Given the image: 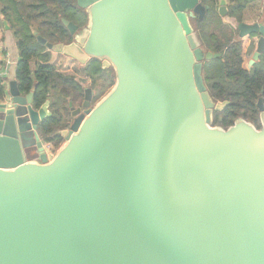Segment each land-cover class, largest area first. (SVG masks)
I'll list each match as a JSON object with an SVG mask.
<instances>
[{
  "label": "water",
  "instance_id": "1",
  "mask_svg": "<svg viewBox=\"0 0 264 264\" xmlns=\"http://www.w3.org/2000/svg\"><path fill=\"white\" fill-rule=\"evenodd\" d=\"M227 5L219 1L221 17ZM76 6L88 24L79 31L63 20L73 43L33 35L50 51L113 68L116 86L95 107L85 90L65 144L51 152L38 132L50 101L36 109V86L23 95L9 83L0 98V264H264V106L261 129L212 125L226 104L210 97L203 68L221 54L204 51L192 26L209 7ZM238 30L261 37L251 67L264 23Z\"/></svg>",
  "mask_w": 264,
  "mask_h": 264
},
{
  "label": "trees",
  "instance_id": "2",
  "mask_svg": "<svg viewBox=\"0 0 264 264\" xmlns=\"http://www.w3.org/2000/svg\"><path fill=\"white\" fill-rule=\"evenodd\" d=\"M201 1L209 10L202 20L199 17L192 20V26L206 51L221 54L204 64V82L212 100L226 104L222 111H214L213 123L227 129L238 120H245L261 129L258 104L262 101L264 106V53L250 70L246 69L242 42L236 41L237 29L222 22L217 0ZM256 1L259 0H228V16L240 22L244 11ZM0 4L19 50L18 88L28 95L36 86L33 98L36 109L50 101L52 117L41 123L38 132L45 143L58 148L64 141L61 131L70 126V102L73 106L80 105L86 88L94 92L93 102L99 101L114 84V76L98 60H92L76 74L61 72L50 63L48 49L33 35L37 31L52 44L71 43L72 36L63 20L80 28L88 24V15L76 6V0H0ZM33 61L37 63L35 68ZM5 89L0 79V98Z\"/></svg>",
  "mask_w": 264,
  "mask_h": 264
},
{
  "label": "crops",
  "instance_id": "3",
  "mask_svg": "<svg viewBox=\"0 0 264 264\" xmlns=\"http://www.w3.org/2000/svg\"><path fill=\"white\" fill-rule=\"evenodd\" d=\"M219 1L218 3V10H219ZM228 2V0H226ZM228 9V5H227ZM4 21L8 23L9 29H6L4 25ZM222 22L225 25H229L232 28L237 29L238 26L242 23L247 25H253L255 23H264V0L256 1L255 3L251 4L243 13L242 19L238 22L237 19L227 17H222ZM194 29V27H193ZM195 30V29H194ZM260 38L259 36L256 37H240V34L236 36V41L242 42V49H243V59H244V67H250L252 61L255 60V55L259 52L260 49ZM0 48L2 51V62L0 64V79L3 80V83L6 87L5 95L9 94V83L16 81V70L17 65L20 60L19 50L17 47L16 38L14 36V32L12 30L11 25L5 19L2 13V5L0 4ZM50 53V63L59 66L60 70L64 73H72L75 69H80L86 65V63H80L79 61L75 60L73 57L65 54V53H58L53 52L50 50H46ZM72 63V64H71ZM36 62H32V66L35 68ZM75 65V66H74ZM65 68V70H64ZM56 148V147H55ZM57 149V148H56Z\"/></svg>",
  "mask_w": 264,
  "mask_h": 264
},
{
  "label": "flooded vegetation",
  "instance_id": "4",
  "mask_svg": "<svg viewBox=\"0 0 264 264\" xmlns=\"http://www.w3.org/2000/svg\"><path fill=\"white\" fill-rule=\"evenodd\" d=\"M85 13H86V11H85ZM87 26V25H86ZM86 26L85 27H82V28H80L79 26V31H82V30H84L85 28H86ZM238 35L240 34L239 33V30H238V33H237ZM256 36H259V35H252V36H248V37H256ZM260 37V36H259ZM75 41V37L74 36H72V42L71 43H73ZM71 43H69V44H71ZM69 44H64V45H69ZM202 49L204 50V51H206L205 49H204V47L202 46ZM264 53V51L261 53V55L259 56V58H258V60H256L255 62H254V64H252V66L249 68H246V69H248V70H250L258 61H259V59H260V57L262 56V54ZM92 60H89L88 62H86V65L88 64V63H90ZM59 69V68H58ZM60 70V69H59ZM104 70H111V68H106V69H104ZM61 71V70H60ZM78 71V69H75L72 73H75L76 74V72ZM61 72H63V71H61ZM71 73V72H70ZM86 89H88V88H86ZM85 89V90H86ZM85 92H84V99H83V101H82V103L80 104V105H76V106H74V110L72 111L71 109H70V117H69V121H70V126L67 128V129H64V130H71V128H72V126L74 125V123H75V121L79 118L78 116L77 117H73L72 116V113H75L76 112V109H78L79 107H82V104L84 103V101H85ZM94 96V95H93ZM71 103V102H70ZM92 103H93V97H92ZM64 130H62L61 131V136H62V138H63V140L65 139V137H63V135H62V132L64 131Z\"/></svg>",
  "mask_w": 264,
  "mask_h": 264
},
{
  "label": "rangeland",
  "instance_id": "5",
  "mask_svg": "<svg viewBox=\"0 0 264 264\" xmlns=\"http://www.w3.org/2000/svg\"><path fill=\"white\" fill-rule=\"evenodd\" d=\"M225 18V17H224ZM226 26H228V27H230L229 25H226ZM195 31V30H194ZM196 32V31H195ZM197 34V33H196ZM72 64V63H71ZM75 66V65H74ZM57 67V66H56ZM57 68H59L60 69V67L58 66ZM64 70H65V68H64ZM111 73H112V75L114 76V84L111 86V87H109L107 90H106V92L104 93V95H103V97L99 100V101H94L93 103H92V106L93 107H95L103 98H105L113 89H114V87L116 86V82H117V76H116V72H115V70L113 69V68H111ZM68 74H75V73H68ZM212 125L213 126H215V127H221V126H219V125H214V123H212ZM68 131V130H67ZM62 144H65V141H63V143Z\"/></svg>",
  "mask_w": 264,
  "mask_h": 264
},
{
  "label": "built area",
  "instance_id": "6",
  "mask_svg": "<svg viewBox=\"0 0 264 264\" xmlns=\"http://www.w3.org/2000/svg\"><path fill=\"white\" fill-rule=\"evenodd\" d=\"M2 59H3V57H2V51H1V48H0V64L2 62ZM47 147L49 148V150L51 152H55L56 151V148L53 145H48Z\"/></svg>",
  "mask_w": 264,
  "mask_h": 264
}]
</instances>
